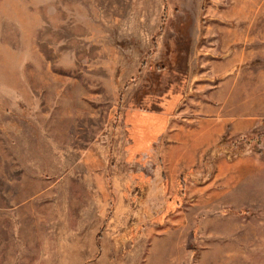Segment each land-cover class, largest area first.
Wrapping results in <instances>:
<instances>
[{
  "label": "rangeland",
  "instance_id": "rangeland-1",
  "mask_svg": "<svg viewBox=\"0 0 264 264\" xmlns=\"http://www.w3.org/2000/svg\"><path fill=\"white\" fill-rule=\"evenodd\" d=\"M0 264H264V0H0Z\"/></svg>",
  "mask_w": 264,
  "mask_h": 264
},
{
  "label": "crops",
  "instance_id": "crops-1",
  "mask_svg": "<svg viewBox=\"0 0 264 264\" xmlns=\"http://www.w3.org/2000/svg\"><path fill=\"white\" fill-rule=\"evenodd\" d=\"M221 117L222 116L220 115H216L214 118H210V119L204 118L203 119L204 121H207V128H208L207 132L210 131L212 128H214L212 132L213 133L212 138L217 136L218 134V136L215 137L214 141H216L219 137H222L224 132L226 133V124H227L226 119L224 120ZM212 121H214V123Z\"/></svg>",
  "mask_w": 264,
  "mask_h": 264
}]
</instances>
